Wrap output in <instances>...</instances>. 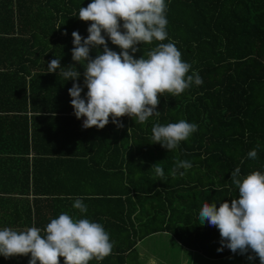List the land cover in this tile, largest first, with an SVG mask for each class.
I'll return each instance as SVG.
<instances>
[{
  "label": "trees",
  "instance_id": "obj_1",
  "mask_svg": "<svg viewBox=\"0 0 264 264\" xmlns=\"http://www.w3.org/2000/svg\"><path fill=\"white\" fill-rule=\"evenodd\" d=\"M91 2L0 0V230L35 226L44 235L52 219L67 213L102 224L110 235L111 254L90 264H153L140 246L161 233L208 260L227 257L225 248L218 251V228L199 225L198 216L206 202L219 207L238 198L231 182L237 167L241 178L264 174V120L256 131L244 120L249 84L264 83V17H258L264 0H165L163 43H174L191 65L188 75L198 73L203 83L175 98L160 96L159 115L142 125L124 116L123 127L110 118L103 129L81 131L69 94L75 81H65L60 69L47 73V66L54 58L62 67L75 63L86 97L85 69L72 59V33L89 35L91 22L78 13ZM158 43L130 54L138 59ZM102 52L101 46L90 55ZM180 120L198 130L172 151L152 144L154 124ZM177 161L192 167L172 176ZM76 199L86 213L73 207ZM30 258L0 255V264H29ZM247 260L260 264L258 257Z\"/></svg>",
  "mask_w": 264,
  "mask_h": 264
},
{
  "label": "clouds",
  "instance_id": "obj_2",
  "mask_svg": "<svg viewBox=\"0 0 264 264\" xmlns=\"http://www.w3.org/2000/svg\"><path fill=\"white\" fill-rule=\"evenodd\" d=\"M166 8L165 0H92L79 9V19L91 23L87 38L78 31L72 33V59L85 69L86 97L81 95L84 88L78 82L81 73L75 63L62 67L60 59L54 58L47 73L60 69L59 76L65 81H75L69 89L71 105L77 119L86 118L84 128L103 129L110 118L112 123L123 127L119 118L124 116L142 125L154 114L159 115L160 96L169 94L175 98L193 83L197 86L203 83L198 73L188 75L191 65L182 61L175 44L163 43L168 36ZM105 34L120 48L119 53L109 48ZM154 41L160 43L142 57L134 58L133 54L140 50L138 45H151ZM101 46L103 52L93 58L91 50L99 51ZM197 130L198 125L185 120L167 125L156 123L152 128V144L159 143L172 151ZM248 158H257L256 148L248 153ZM153 167L163 178V168L158 164ZM191 167L189 161H177L171 175ZM240 173L239 167L231 173L238 198L220 203L219 207L216 203H204L199 211V225L207 223L218 228L221 236L218 251L226 247L232 253L251 252L249 260L258 257L260 264H264V174L254 171L241 178ZM184 174L179 172L180 176ZM73 207L80 213L87 212L81 199H76ZM112 248L110 235L102 224L86 218L74 219L67 213L52 219L44 235L35 226L20 232L11 228L0 230V255L12 258L30 254L29 264H61V257L63 264H90L92 260L103 261Z\"/></svg>",
  "mask_w": 264,
  "mask_h": 264
},
{
  "label": "rangeland",
  "instance_id": "obj_3",
  "mask_svg": "<svg viewBox=\"0 0 264 264\" xmlns=\"http://www.w3.org/2000/svg\"><path fill=\"white\" fill-rule=\"evenodd\" d=\"M263 12L264 4L260 6L259 18L263 15ZM248 90L249 97L246 100L248 109L244 114V120L250 130L256 131L259 121L262 123L264 120V83L261 84L260 82L253 81L249 84ZM141 249L147 259L148 257L154 258L152 260L153 264H246L248 261L247 254H240L239 252L229 253L227 257L222 259L207 260L193 251L183 249L169 235L167 239H164L160 235L151 236L140 246Z\"/></svg>",
  "mask_w": 264,
  "mask_h": 264
},
{
  "label": "crops",
  "instance_id": "obj_4",
  "mask_svg": "<svg viewBox=\"0 0 264 264\" xmlns=\"http://www.w3.org/2000/svg\"><path fill=\"white\" fill-rule=\"evenodd\" d=\"M263 5V4H262ZM263 10V9H262ZM262 17H264V12H263V15H262ZM160 236L161 237H163L164 239H167V237H168V235L166 234V233H161L160 234ZM150 237H148L146 240H144V241H147L148 239H149ZM169 239V238H168ZM183 249H185L184 247H183ZM185 250H187V249H185ZM190 251V250H189ZM194 252V251H193ZM196 254H198L197 252H195ZM199 256L200 257H202L200 254H199ZM193 257H196V256H193ZM204 258V257H203ZM208 260V259H207Z\"/></svg>",
  "mask_w": 264,
  "mask_h": 264
},
{
  "label": "built area",
  "instance_id": "obj_5",
  "mask_svg": "<svg viewBox=\"0 0 264 264\" xmlns=\"http://www.w3.org/2000/svg\"><path fill=\"white\" fill-rule=\"evenodd\" d=\"M84 119H86V118H81V119H80V130H81V131L86 130V128H84V126H83V120H84ZM225 249H226L227 252L232 253L230 249H228V248H226V247H225Z\"/></svg>",
  "mask_w": 264,
  "mask_h": 264
}]
</instances>
